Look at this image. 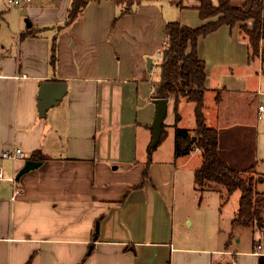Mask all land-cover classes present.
<instances>
[{"label": "crops", "instance_id": "0c3cea01", "mask_svg": "<svg viewBox=\"0 0 264 264\" xmlns=\"http://www.w3.org/2000/svg\"><path fill=\"white\" fill-rule=\"evenodd\" d=\"M159 1L124 13L116 0H94L66 26L72 0H32L23 11L0 0V166L7 179L0 183V264H264V231H254L251 242L249 225H236L228 245L224 219L212 222L219 230L213 246L206 234L178 233L177 216L197 200L193 177L202 160L196 169L189 164L201 152L175 159L173 147L168 162L159 149L149 155L160 70L153 75L154 63L149 71L147 62L162 52L169 22L197 28L205 21L198 0ZM197 51L206 63V96L221 98L205 106L206 123L214 124L222 158L238 171L225 141L224 105L228 96L249 92L250 77L239 69L251 62L248 41L239 25L224 26L200 38ZM47 82L64 83L66 94L42 114L39 94ZM170 112L176 115L172 99ZM174 115L166 135L180 127ZM195 126L194 118L186 129ZM14 149L26 160L1 158ZM27 161L41 166L17 180ZM263 184L257 199L264 218Z\"/></svg>", "mask_w": 264, "mask_h": 264}, {"label": "trees", "instance_id": "16d2710c", "mask_svg": "<svg viewBox=\"0 0 264 264\" xmlns=\"http://www.w3.org/2000/svg\"><path fill=\"white\" fill-rule=\"evenodd\" d=\"M92 1L94 0H72L65 25H71ZM198 2L196 9L201 19L205 21L202 26L192 28L179 22H169L166 25V43L158 65L159 80L153 85L154 99L174 100L176 123L181 119L178 109L181 101L194 104L195 128L175 126V158L186 157L199 150L202 165L194 174L196 190L213 189L228 201L234 193L240 192L238 212L232 225L246 224L251 226L253 231L263 232L264 218L259 210L257 191L258 186L264 181V175L256 173L253 166L239 172L222 158L219 132L206 124L204 114L205 96L208 91L206 63L198 55L197 45L200 38L207 37L221 27L232 28L239 25L240 31L248 41L250 60L260 57L264 62V0H246L239 7L233 4V0H218V5H214L211 0ZM135 3L139 2L136 0L132 2L124 13ZM52 52V62L56 64V45ZM220 100L218 95L216 101ZM165 137L164 124L160 143ZM156 149L157 147L153 149L150 146L149 155L151 156ZM252 173L256 174V177ZM223 189L225 191H222Z\"/></svg>", "mask_w": 264, "mask_h": 264}, {"label": "rangeland", "instance_id": "374dc122", "mask_svg": "<svg viewBox=\"0 0 264 264\" xmlns=\"http://www.w3.org/2000/svg\"><path fill=\"white\" fill-rule=\"evenodd\" d=\"M118 1L122 2V4L127 7L135 0ZM136 1L143 2L151 0ZM172 1L180 2L181 0ZM159 2H161V0ZM162 9L164 13L169 15L165 3L162 4ZM170 14L175 17L177 13L173 11ZM159 52H161V50ZM159 52L156 54L157 56L152 62L154 63L153 75L159 73V68L157 66ZM239 69H241V75H243L244 77H250V80L248 81V83H246V85H248L249 87V92L245 94H236L228 96V100L224 105L226 113V122L223 127L225 131H227L225 133V141L226 145H228L230 148L234 147L230 151V156L234 160V163L239 172H242L253 166L255 172L263 176L264 120H258V107L261 105L264 106V77L263 81L260 80L262 78L263 73L262 66L258 58H255L251 60L249 64L244 65L242 68ZM216 96L217 95H215L214 93L207 94L204 102L205 106H215ZM187 103L188 104L184 103L183 106H181V109L179 110L180 117H182V121L180 119L181 122L179 121V125L180 127L191 128L192 124H194L195 106L193 103ZM208 110L211 111L210 108H208ZM173 115V112H170L169 115H167V118L164 123L165 126L166 123L169 122L171 118H173ZM174 116L176 118V115ZM210 125L211 126H207L215 128V126H213V123ZM233 125L237 128L234 131L231 130ZM228 128L230 129L229 131ZM173 139L174 132L172 131L166 135L164 140L156 149H159V153L163 161L165 162L169 161L166 159L168 156L170 157L171 155H173ZM195 153H197V150ZM191 160L192 161H190L191 163L189 164L190 167L196 169L200 165L202 159L201 157L196 156V158L193 157ZM170 171L171 170H169V172ZM252 174L254 177H256V174ZM192 186L193 180L189 181L188 183V187ZM258 187H260V185ZM215 188H218L219 190L222 189L219 187ZM261 189L264 191V184L263 186H261ZM222 191L225 190L223 189ZM213 192L215 193L213 189H204L202 191H198L197 200L188 204L183 209V211L177 216L176 224H179L180 227L178 233L187 234L194 238H198L199 236H204L206 234L209 237V242H211L210 246H213L216 245V235L219 234V230H217L215 224L218 223L220 220L224 219L223 224L227 229V232L225 234V245H228V242L231 241L232 238H234V235H236L235 233H237L238 230V228L232 225V222L237 216L239 207V196L237 197V195L240 194V192H236V194L231 196L229 198V201L227 199H223L221 193L216 192L218 194L214 195L212 194ZM220 209L223 210L222 214L219 213ZM212 222L215 223L213 224V227ZM226 222L228 223L226 224ZM245 230L248 234V239L252 242L254 233L252 227L248 226V228L246 227Z\"/></svg>", "mask_w": 264, "mask_h": 264}, {"label": "water", "instance_id": "95a60500", "mask_svg": "<svg viewBox=\"0 0 264 264\" xmlns=\"http://www.w3.org/2000/svg\"><path fill=\"white\" fill-rule=\"evenodd\" d=\"M27 27L30 28L32 24L29 20H26ZM152 69V60L148 61V70ZM66 94V85L60 82H47L41 85L39 94V110L43 114L49 108L57 105ZM153 104L156 107L155 117L152 124L153 140L151 143V148H156L159 146L163 126L168 115V105L169 99H155ZM41 166V162L27 161L24 167L20 170L17 175V180H19L23 175L38 169ZM99 232V225L96 226V233Z\"/></svg>", "mask_w": 264, "mask_h": 264}, {"label": "built area", "instance_id": "2783aa9c", "mask_svg": "<svg viewBox=\"0 0 264 264\" xmlns=\"http://www.w3.org/2000/svg\"><path fill=\"white\" fill-rule=\"evenodd\" d=\"M31 2L32 0H8V6L15 7V8H18L20 11H23L25 9V5ZM258 111H259L258 119L263 121L264 120V106L263 105L259 106ZM1 158L15 163L19 161H25L27 157H26L25 152H23L21 149H14L11 151L3 152V154L1 155ZM5 180L7 179L4 174V169L3 167L0 166V183H2ZM8 180L14 186V196L20 195L22 193V190L18 187L16 179L12 177V178H9ZM260 249H261V245H257L256 250H255L256 254L259 252Z\"/></svg>", "mask_w": 264, "mask_h": 264}]
</instances>
